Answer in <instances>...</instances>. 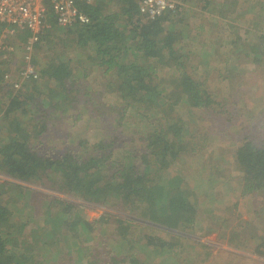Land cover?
I'll return each instance as SVG.
<instances>
[{
  "label": "trees",
  "instance_id": "16d2710c",
  "mask_svg": "<svg viewBox=\"0 0 264 264\" xmlns=\"http://www.w3.org/2000/svg\"><path fill=\"white\" fill-rule=\"evenodd\" d=\"M139 1L81 2L88 24L66 27L48 19L50 27L35 44L37 66L36 51H45L39 78L17 90L2 80L11 71L4 65L12 59L0 63V173L9 178L0 182V264H166L169 253H179V244L162 236L193 228L205 211L191 188V165L183 167L178 160L201 148L184 124L180 102L193 114L211 109L217 99L196 77L198 51L182 48L193 38L189 29L176 26L183 21V3L194 0H175L176 11L156 18L142 14ZM113 3L117 8L111 11ZM231 5L205 0L202 10L227 19L226 13L234 11L227 9ZM234 16L239 20L242 13ZM257 36L264 39L260 32ZM70 49L77 51L82 67L75 66ZM87 66L101 72L103 87L88 84ZM83 118L102 121L97 141L74 136ZM210 152L208 158L218 151ZM234 163L243 195L264 190L263 144L245 140L235 149ZM213 175L202 184V194L221 183L212 185ZM79 201L118 212L89 219ZM140 218L153 230L143 237L132 233ZM151 224L161 226L163 235ZM183 234L188 238L192 233ZM261 248L264 238L254 248L264 257Z\"/></svg>",
  "mask_w": 264,
  "mask_h": 264
},
{
  "label": "rangeland",
  "instance_id": "374dc122",
  "mask_svg": "<svg viewBox=\"0 0 264 264\" xmlns=\"http://www.w3.org/2000/svg\"><path fill=\"white\" fill-rule=\"evenodd\" d=\"M218 1L231 5L229 0ZM204 4L205 0L184 2V9L180 12L182 16L179 17L183 21L181 24L176 23V26L184 30L189 29L193 38L182 48L189 46L193 52L198 51L197 54L194 53L193 60L196 77L203 80L217 98L211 109L194 110L193 114L185 101H181L178 106V110H181L180 113L185 118L184 124L194 131L193 137L198 146H201L197 149L199 152L191 158L184 154L185 160L178 159L179 165L183 167L191 165L192 172L189 177V180L193 181L191 188L194 195L201 199L205 211L202 209L193 228L173 231L169 233V238L161 234L165 232L164 229L159 232L161 226L156 224L151 226L156 230V234L163 235L162 237L169 242L177 241L179 244V253H169L166 264H264V257L254 251L255 246L264 238V190L243 195L241 184L238 182L241 173L234 168L235 149L245 140L250 139L264 145V39L257 36L258 32L264 34V0H240L235 5L227 6L228 10L234 8V11L226 13L227 19L219 18L217 14L208 10L203 11ZM217 6L216 2L213 8ZM116 8L113 3L109 9L113 11ZM234 12L242 13V17L238 20ZM15 43L16 53L11 62L4 65L8 69L11 68L13 73H16L22 64L23 43L20 39ZM60 47L58 43L54 48ZM204 48H207L206 52ZM211 50L214 53L213 57ZM246 51H250L249 55L255 58H250ZM36 53L39 60L37 67L40 70L45 51ZM67 53L75 58L76 67H82L83 61L76 60L80 59L76 50L70 49ZM256 58L258 60H255ZM88 68L89 72L91 71L86 79L88 84L95 90L103 87L104 77L101 72ZM2 94L3 91L0 92V101ZM2 105L4 104L1 103L0 106ZM95 106H100L99 102ZM88 108L91 110L94 105H88ZM83 119L86 120H81L74 130L72 129L74 136L87 138L90 142L97 141L103 134L100 126L102 121L91 119L89 122V119ZM58 124L61 129L65 126L64 117ZM61 129H57L58 135ZM70 141L74 142L72 139ZM136 144L141 142L138 141ZM210 151L218 152L214 157L208 158ZM211 171L214 173L212 185L218 180L221 183L214 189L209 188L210 194H202L200 191L204 187L202 184H205V179L212 178L209 176ZM6 178L0 173V182L9 179ZM33 188L43 193H51L43 188L34 186ZM32 192L26 193L25 198L29 199ZM214 192L218 193L215 204L212 201ZM194 195L192 198L198 203ZM79 203L83 204V212L89 219L98 218L105 211L114 214L118 212L82 201ZM37 207L43 210L40 200ZM145 224L141 218L136 222L132 228L134 236L143 237L149 230L153 231L145 227ZM210 227L212 229L209 231ZM183 233L192 234L185 238ZM114 243L111 242L112 248L117 251Z\"/></svg>",
  "mask_w": 264,
  "mask_h": 264
},
{
  "label": "built area",
  "instance_id": "2783aa9c",
  "mask_svg": "<svg viewBox=\"0 0 264 264\" xmlns=\"http://www.w3.org/2000/svg\"><path fill=\"white\" fill-rule=\"evenodd\" d=\"M94 0H0V63L12 59L16 53V40L22 44V64L13 73L6 70L3 83L10 89H19L24 82L38 79L39 69L33 62L35 44L50 27L48 19L58 26L88 24L89 15L80 3ZM140 12L156 18L163 12L177 9L175 0H140ZM24 38V40H23Z\"/></svg>",
  "mask_w": 264,
  "mask_h": 264
}]
</instances>
